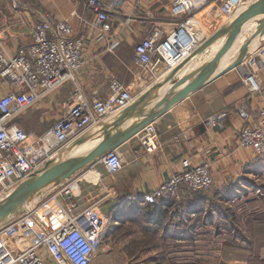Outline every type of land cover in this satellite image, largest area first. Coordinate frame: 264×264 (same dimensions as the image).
Wrapping results in <instances>:
<instances>
[{
    "label": "crops",
    "instance_id": "0c3cea01",
    "mask_svg": "<svg viewBox=\"0 0 264 264\" xmlns=\"http://www.w3.org/2000/svg\"><path fill=\"white\" fill-rule=\"evenodd\" d=\"M26 1L22 0L19 9L13 10L7 0H0V45L10 53L29 44L30 28L34 22L39 21L44 12L54 15L57 19L69 20L75 34L85 33L88 36L83 68L76 76V83H63L20 116L19 120L23 125L19 124L29 137L38 136L65 111L66 102L75 87L88 99L104 97L108 92L109 79L118 75L127 88L144 91L177 65L164 66L154 62L150 72H146L133 61V45L145 37L153 27H160L168 32L174 26L173 19L168 16L171 0H116L117 11L110 10L113 31L109 34L116 33L117 36L108 34L105 41L98 39L95 32L83 24V21H91L93 17L87 0ZM222 1L209 0L207 5L196 11L205 37H209L217 28L236 17L242 7L254 2L243 0L239 9L224 16L221 11ZM255 26L256 23L244 25L243 28L247 30L228 47V51L217 61L210 77L230 64L239 46L250 38ZM226 37L227 35L218 39L212 47L195 57L189 66L190 70L206 60ZM108 44L112 46L113 52L104 50ZM129 46H133L131 53H124L123 48H130ZM241 60L243 62L240 66L228 68L152 121L151 124L157 130L156 148L152 152L145 151L140 145L139 131L114 148L122 159L120 170L109 173L103 166L101 157L86 169L75 172L70 179L55 189L38 193L28 204V209L57 195L66 184L76 180L78 189L73 198L80 208L98 203L100 213L108 216L107 226L126 225L131 223L134 212L143 206V195L157 188L171 175L183 171V160L187 159L191 166L207 162L211 168L213 188L207 194L206 200L193 196L180 200V215L175 216L165 232L169 239L173 235L176 236L171 239L173 243L168 242V245H183L181 249L186 251L184 254L190 252L195 254V257H207V252L220 254L252 248L259 252L260 256L257 257L264 261V245L256 241V231L252 228L254 216L238 215L241 217L239 219L243 225V233L247 235L245 239L231 235L229 237V230L232 234L235 233L233 229L217 228L215 221L211 220L213 213L216 218H223L214 211L215 203L222 202L231 206L241 201L246 203V198L241 192L249 175L257 167L253 152L238 147V132L245 124L243 112L249 113L251 118H256L258 112L264 110V36L254 38L249 43ZM188 68L185 71H188ZM182 73L171 83L178 80ZM248 73L255 75L259 91L251 92L244 85L243 79ZM0 88L4 91L8 89L7 83L1 78ZM151 106L146 108V112L152 110ZM214 115L222 116L217 127L208 124V118ZM27 119H32L34 124L38 125L34 131L28 130L25 123ZM207 207L211 213L207 211ZM171 209L170 206L167 208L168 214ZM43 211L36 216L42 229L56 224L61 218L56 205ZM176 222L178 229L173 227ZM113 230L108 234L109 238L113 237ZM112 243L106 246L105 250H100L102 258H98L99 262L109 264L120 261L122 264H128V256L122 253V239L115 238ZM260 252H263V255ZM116 255L119 258H116ZM206 259L196 261L202 264H213L217 261ZM219 263L233 264V259L220 255Z\"/></svg>",
    "mask_w": 264,
    "mask_h": 264
},
{
    "label": "built area",
    "instance_id": "2783aa9c",
    "mask_svg": "<svg viewBox=\"0 0 264 264\" xmlns=\"http://www.w3.org/2000/svg\"><path fill=\"white\" fill-rule=\"evenodd\" d=\"M13 10L19 0H8ZM209 0H171L168 16L173 27L165 32L153 27L134 46L133 61L143 71L150 72L154 62L164 66L176 65L202 43L204 36L196 14ZM243 0H223L224 16L234 13ZM93 13L91 21H83L101 41L113 31L110 10L117 11L116 0H87ZM117 34L114 33V37ZM27 46L10 53L0 45V78L8 89L0 93V196L7 194L20 182L34 174L55 152L88 129L116 114L129 105L140 93L127 88L117 78H110L104 97L88 99L75 87L68 98L65 111L53 124L30 139L17 118L31 109L40 99L57 90L63 83H76L83 68L84 50L88 36L75 34L70 21L57 19L44 12L29 32ZM106 52H113L106 45ZM251 92L259 91L255 75L243 79ZM245 124L238 132V147L264 157V110L256 118L243 112ZM221 115L208 118V124L217 127ZM157 130L147 124L139 134L140 145L147 152L156 148ZM109 173L120 170L122 159L115 150L101 159ZM183 171L171 175L157 188L142 196L143 204H153L167 197H176L182 187L192 191L207 190L212 184L210 164L191 166L182 161ZM78 182L66 184L59 193L42 204L31 206L20 217L0 227V264H94L103 243L108 216L98 212V203L80 208L73 195ZM58 197H60L58 199ZM56 205L61 218L48 228H40L36 216L41 210ZM37 228L40 235L34 241L22 234ZM23 238V239H22Z\"/></svg>",
    "mask_w": 264,
    "mask_h": 264
},
{
    "label": "water",
    "instance_id": "95a60500",
    "mask_svg": "<svg viewBox=\"0 0 264 264\" xmlns=\"http://www.w3.org/2000/svg\"><path fill=\"white\" fill-rule=\"evenodd\" d=\"M254 23L256 26L250 38L239 46L230 64L210 77L215 70L217 61L228 51V47L238 39L243 31L247 30L243 28L244 25ZM225 35H227L226 39L211 58L204 65L200 64L190 70L189 66L192 64V60ZM263 36L264 0H254L252 4L242 7L236 17L220 26L187 57L168 70L157 83L144 91L142 90L129 105L75 137L50 156L34 174L0 197V227L14 219L17 214L26 212L28 204L38 193L43 190L55 189L62 182L70 179L75 172L86 169L114 150L123 141L136 135L147 124L152 123L188 94L221 75L228 68L240 66L249 43L254 38ZM187 68L188 71H185ZM180 73H182L180 78L171 83L176 77H179L177 75ZM150 105H152V110L146 112V108ZM88 145L92 146L86 148ZM84 147L85 150H83ZM80 149L82 150L78 152Z\"/></svg>",
    "mask_w": 264,
    "mask_h": 264
},
{
    "label": "rangeland",
    "instance_id": "374dc122",
    "mask_svg": "<svg viewBox=\"0 0 264 264\" xmlns=\"http://www.w3.org/2000/svg\"><path fill=\"white\" fill-rule=\"evenodd\" d=\"M21 1L22 0H19V2ZM24 1L27 2L26 0ZM112 25H113V21H112ZM112 34H109V35H112ZM137 43H135L133 46H135ZM133 46L131 47L129 46L130 48L124 47L123 48L124 53H127V52L131 53ZM217 49H215L214 52ZM214 52L210 54L206 60L201 62V65H204L205 62L211 58ZM111 78H117L118 80L121 81V78L118 75H113V77ZM3 91L4 90L0 88V93H3ZM19 118L20 116L17 118V122L21 123V120H19ZM25 123L29 131H34L35 127L38 126L37 124H34L35 122L32 119H27ZM33 137L34 136L30 135V139H33ZM255 158L257 160V167L254 169L252 174L249 175V179L246 180L247 183L244 184L243 186V192H241L243 197L246 198L244 199L246 203L241 201V203H236L233 206L224 204L222 202L215 203L214 211L217 212L220 206L229 207L236 214V217L239 221V225H241V221L239 219L241 217L238 216L239 214H241V216L242 214H244L245 216L247 215L254 216L255 221L253 222L252 228L253 229L255 228V231H256V236H255L256 241L259 242V244L264 245V157L260 158L255 155ZM210 175H211V172H210ZM212 188H213V179H212L211 186L207 190H198V191H204V192H207V194H209ZM182 189H187V188L182 187L180 191ZM180 191L178 192L177 196H179ZM49 207H53V205L51 204ZM99 207L100 206H98V212L100 213ZM24 208H25V205H24ZM24 212L17 214L16 218L20 217ZM43 212H44L43 210L40 211V213H43ZM246 218L247 217H245V220ZM114 228L116 229L119 228V229L113 232V237L109 238L108 234L111 232L110 230L111 229L113 230ZM160 234H161V231H159L158 234L156 235L157 236L155 238L156 245L154 249L153 248L150 249L149 252L139 253L138 248H136V246H132L133 249H131V248H128V245L129 244L132 245L134 242H139L140 240L143 239L144 233H143V229L140 226H137L134 223H129L126 225L122 224L117 227H113V226L110 227V225L107 226V223H106V226L104 228L103 243L100 246L101 247L100 250L102 251L105 250L106 246H109V244L110 245L113 244L112 242L115 241V238H117V239H122L123 241L122 253L128 256L129 258L128 264H202L200 261H196V260L205 259V258H207L206 260H211V259L217 260L216 263H213V264H220L219 263L220 255L222 257H226L231 260L233 259V264H260L259 262L262 261L259 259V257H257V256H260L259 252L255 249L253 250L252 248L250 250L244 249V250H237V251H227V252H222L220 254H218L217 252H207L206 254L207 257H202L200 255L198 257L197 256L195 257L194 256L195 254L190 253V252H188L187 254H184L186 253V251L181 249L183 245L172 244L171 246H169L168 241H165V240L163 241L159 239ZM25 236H27V240H30L31 238L35 236V233L33 231H25V234H22V237L24 238ZM35 239L36 237H34L33 241ZM170 243H173V242H170ZM125 248L131 249V250L126 251ZM116 253H120V252H116ZM260 253L261 255H263V252H260ZM123 254H122V257L124 256ZM96 257L97 259L95 258V261H94L95 264H101L98 259L99 257L102 258L101 253H98ZM115 257L119 258L117 255ZM109 264H122V262L116 261V262H111ZM203 264H206V263H203Z\"/></svg>",
    "mask_w": 264,
    "mask_h": 264
},
{
    "label": "trees",
    "instance_id": "16d2710c",
    "mask_svg": "<svg viewBox=\"0 0 264 264\" xmlns=\"http://www.w3.org/2000/svg\"><path fill=\"white\" fill-rule=\"evenodd\" d=\"M187 196H193L194 198L206 200L207 192L204 191H191L188 189H182L177 197H169L159 201H156L153 204H143L139 211L134 212L131 223H135V225L140 226L143 229V239L139 242H134L131 246L128 245V248L133 249L132 246H136L138 248L139 253L149 252L150 249H154L156 242L155 238L159 231L161 234L159 239L171 242V239L176 238L175 235L172 236L171 239L168 238L167 234H165L166 230L169 228L172 221L175 219V216L180 215V200ZM172 207L171 211L168 214V207ZM208 208V207H207ZM208 212L211 213V210L208 208ZM220 217L216 218V215L213 213L211 215V220L215 221V225L217 228H224L226 230L233 229L235 233H231L229 230V237H241L246 238V234L243 233L242 225H239V221L236 217V214L229 207L220 206L217 211ZM189 212L186 213V217H188ZM177 222L174 223V229H178ZM115 229L113 232L118 230ZM112 230V229H111ZM110 230V231H111ZM174 237V238H173ZM131 249H126L129 251ZM260 264H264V261H260Z\"/></svg>",
    "mask_w": 264,
    "mask_h": 264
},
{
    "label": "bare ground",
    "instance_id": "6f19581e",
    "mask_svg": "<svg viewBox=\"0 0 264 264\" xmlns=\"http://www.w3.org/2000/svg\"><path fill=\"white\" fill-rule=\"evenodd\" d=\"M200 18H201V17H200ZM200 21H201V20H200ZM33 232L35 233V236H34V237H36V235H40V233L38 232V229H37V228H35ZM34 237L31 238L30 241H31V240L33 241Z\"/></svg>",
    "mask_w": 264,
    "mask_h": 264
}]
</instances>
